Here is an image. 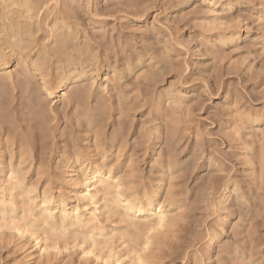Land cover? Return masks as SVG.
Listing matches in <instances>:
<instances>
[{
	"label": "rangeland",
	"instance_id": "rangeland-1",
	"mask_svg": "<svg viewBox=\"0 0 264 264\" xmlns=\"http://www.w3.org/2000/svg\"><path fill=\"white\" fill-rule=\"evenodd\" d=\"M53 3H59L61 7L59 5L58 7L61 9L62 15L57 14L56 10L53 11V8L49 10L51 16L50 12H46L45 9H42L43 11H40L38 16L33 13L29 15L24 7L25 11L21 8L23 11L21 15L19 14L20 19H15L18 17L17 15L10 19L11 21L8 19L13 22V32L9 28L6 29L10 26V22L7 20L6 23H3L6 27L3 31L5 33L2 32L3 26L0 28V55L3 56H0V63H4L5 60L8 62L6 68L5 66L0 68V187H3L2 190L6 188L7 191V187L11 184L8 172L11 170L16 172L17 169L18 171L20 169L23 173L20 174V171H17L16 176L24 179L25 183L27 182V188L31 187L30 190L34 194L31 193L30 196L35 200L33 202L34 209L46 195L53 200L52 207L60 208L63 205L67 206L68 211L82 208L81 211L86 214L96 212L95 215H98L97 218L100 221L97 226L101 231L98 230L99 232L95 233L102 232V236L95 235L93 242L91 241L93 236L85 235V237L83 235L85 239H82L84 230H77L79 231L77 233L81 234L80 236L75 234L76 230L73 229L72 231L71 229L68 231L61 229L62 231L58 230V232H51L48 229L47 232L45 231L46 226L38 224L34 225L35 227L38 225L37 229L29 228L20 219L14 220L12 223L0 222V264H136V261L139 264V258L143 261L146 260V263L151 261L148 264H264V134H262L264 132V0H57ZM67 8L69 11H66ZM186 13L189 15L188 18ZM25 24H28L27 29ZM28 27L34 32L32 31V33ZM16 28L20 30V33ZM20 28H22L24 36ZM28 30L31 34L27 32ZM15 36L18 38L16 37V39ZM64 37L68 39V41H64L67 43L64 44L65 47L60 43ZM19 38L22 42L19 41ZM9 39L13 43L8 41ZM24 39H27L26 42ZM16 41H19V44L15 43ZM11 44H16V46ZM58 45L64 49L55 48ZM27 49L32 51L31 55ZM205 49L206 51H204ZM62 51L66 52L62 54ZM54 53L59 54L54 55ZM26 54L29 58L26 57ZM41 55L46 57V60H43ZM157 56H159L158 59H156ZM58 57L65 61H60ZM51 60H54L55 63ZM56 60L59 61V64ZM76 61L77 64L86 62L83 70L78 66L83 80L79 86L75 84L66 92H61L58 86L64 82L69 75L71 66L76 64ZM35 62L41 63L42 70L44 69L43 78L36 73L32 65ZM62 62L64 63L62 64ZM166 63L170 65H165ZM166 66L169 68L167 69ZM22 68H24L23 71ZM30 69L31 73L35 71L31 77L36 76H34V80V77L30 78L31 80L29 82L27 80L26 83L25 80L29 77ZM181 69H184V72ZM118 73L120 74L118 75ZM119 78H122L121 81L118 80ZM79 87L86 89L87 94L85 102H83L84 100L80 101L82 105H78V102L72 100L74 91ZM45 91L53 93L54 98L48 99V93ZM192 102L194 103L192 104ZM85 114L92 118L89 122L87 121L89 116H85ZM87 125H91V127ZM171 127L172 129H169ZM31 130H33L32 133ZM171 135L173 136L171 137ZM169 136L174 137V140ZM143 139H148V141ZM19 142L23 144L19 145ZM141 142H147L146 144L150 148L146 145L147 149ZM260 142L263 144L261 145ZM72 145H75L76 149L74 147L71 149ZM40 146L44 149H41ZM140 146L143 147L140 148ZM168 146L170 149L177 147V150L174 148L176 151L171 150V154L174 153L173 158L175 157L174 159L177 161L171 160L175 166L173 163L170 164L165 157H157L161 149L169 148ZM23 147L24 149H22ZM118 147L119 150L122 147L120 151H123L120 152ZM21 149L26 150L25 153ZM45 150L47 151L45 152ZM104 150L105 152H103ZM144 150L149 153L147 156L144 155L146 154ZM21 151L23 155L20 153ZM24 155L27 158L23 157ZM101 155L103 159L104 156L106 157V162L100 158ZM76 156L78 158L81 156V158L78 159ZM22 157L25 165H23L24 162H21L22 160L18 161ZM63 157L66 158L63 160ZM156 157L162 160H158ZM155 160L159 164L155 163ZM163 161L165 162L163 163ZM106 163L117 176L119 174L122 190L124 185L125 189L129 188V190L133 187L132 191L124 189L123 195L132 194L131 192L134 191L142 192L144 188L155 191L156 204H163L167 214L163 228H157L156 225L148 223L146 220H134L133 223L130 220L129 223L132 224L130 225L127 218H125L127 222L124 221V217L122 218L123 211L121 210H117L113 212L115 214L111 215V212H108V207H105V203L103 204L104 200L99 196L101 194L98 195L99 197L97 196L95 204L87 201L81 202V194L85 190L83 169L90 172L92 167ZM163 164L168 165L163 166ZM131 172L138 177L135 178ZM122 176L123 179H121ZM134 178L139 179L138 183L142 182L141 188L139 187L141 184H138ZM8 183L9 185L6 186ZM155 186H157L156 189H152ZM135 187L139 191L135 190ZM80 195L81 199H79ZM24 197L21 199L19 196L20 200H17L20 203L23 201L22 206L25 201ZM16 199H18V195ZM18 207L20 208L21 205ZM97 207L99 213L96 211ZM93 209L95 211H92ZM36 211L39 212V208ZM39 218V214L34 217L38 222ZM151 226L156 231L152 230ZM145 228L151 231H148L150 233L148 236L146 235L148 238L151 236L149 249L144 243L146 241L144 233L147 234ZM115 230L119 232H115ZM64 231L68 232V234L64 233L66 237H64ZM69 234L75 236L70 239L72 242L69 237L66 240ZM143 234L144 236H141ZM61 236L64 237L63 240ZM140 236L143 238L142 240ZM37 239H39L38 242ZM39 242L40 246L37 245ZM66 242L67 244H65ZM90 246L92 247L90 248ZM40 247L47 253L41 251Z\"/></svg>",
	"mask_w": 264,
	"mask_h": 264
},
{
	"label": "bare ground",
	"instance_id": "bare-ground-1",
	"mask_svg": "<svg viewBox=\"0 0 264 264\" xmlns=\"http://www.w3.org/2000/svg\"><path fill=\"white\" fill-rule=\"evenodd\" d=\"M55 1H57V0H0V28H2L1 26H3V29H2V32L5 30V25L3 24L6 20H7V22H10L11 20L10 19H12L13 17H15L16 15L18 16V17H15V19H17V18H19V16L21 15V13H22V11L24 10L23 8L24 7H26V13L28 12L29 13V15H31L32 13L34 14V15H36V16H38L39 14V12L40 11H43L42 9H45L46 10V12H48L49 10H51V8H53L52 10L54 11V10H56V11H58L57 12V14H60V15H62V13H61V9L58 7V5H59V3H56V4H54L53 2H55ZM74 1V0H73ZM134 1V0H133ZM184 1V0H183ZM116 2V1H115ZM73 3V2H72ZM78 3V2H77ZM118 3V2H117ZM140 3V2H139ZM122 4V3H121ZM173 4V3H172ZM182 4V3H181ZM63 5H64V3H63ZM105 5V4H104ZM60 6V5H59ZM116 6V5H115ZM119 6V5H118ZM126 6V5H125ZM134 6V5H133ZM150 6V5H149ZM156 6V5H155ZM61 7V6H60ZM66 7V6H65ZM132 7V6H131ZM148 7V6H147ZM194 7H195V5H194ZM200 7V6H199ZM23 10H22V9ZM75 8V7H74ZM108 8V7H107ZM149 8V7H148ZM68 9V8H67ZM105 9H106V7H105ZM154 9H155V7H154ZM198 9V8H197ZM201 9V8H200ZM96 10V9H95ZM146 10V9H145ZM25 11V10H24ZM63 11V10H62ZM66 11H69V9L68 10H66ZM79 11V10H78ZM31 12V13H30ZM50 12V11H49ZM145 12V11H144ZM164 12V11H163ZM190 12V11H189ZM194 12V11H193ZM195 12H198V11H195ZM25 13V12H24ZM26 13H25V15H26ZM35 13H37V14H35ZM184 13V12H183ZM191 13V12H190ZM20 14V15H19ZM57 14H56V16H57ZM100 14V13H99ZM185 14V13H184ZM187 14V13H186ZM23 16H24V14H22ZM28 15V16H29ZM47 15V14H46ZM72 15V14H71ZM109 15V14H108ZM115 15V14H114ZM128 15V14H127ZM142 15V14H141ZM200 15V14H199ZM27 16V15H26ZM33 16V15H32ZM50 16H51V12H50ZM103 16V15H102ZM106 16V15H105ZM104 16V17H105ZM115 16H117V15H115ZM188 14H187V18H188ZM190 16H191V14H190ZM202 16V15H201ZM30 17V16H29ZM40 17V16H39ZM49 17V16H48ZM61 18H62V16H60ZM77 17V16H76ZM80 17V16H79ZM89 17V16H88ZM183 17V16H182ZM181 17V18H182ZM27 18V17H26ZM25 18V19H26ZM34 18V17H33ZM42 18V17H41ZM81 18V17H80ZM109 18V17H108ZM180 18V19H181ZM8 19L10 20V21H8ZM20 19V18H19ZM18 19V20H19ZM53 19V18H52ZM63 20H65L64 18H62ZM73 19V18H72ZM155 19V18H154ZM179 19V18H178ZM57 20V19H56ZM27 21V20H26ZM28 21H31V20H29L28 19ZM34 21H36V20H34ZM178 21V20H177ZM19 22V21H18ZM17 22V23H18ZM75 22V21H74ZM179 22V21H178ZM181 22V21H180ZM6 23V22H5ZM12 25H11V24ZM9 23V27H7L6 29H8L9 28V30L11 31V32H13L14 30H13V22H10ZM27 23V22H26ZM29 23V22H28ZM67 23V22H66ZM71 23V22H70ZM177 23V22H176ZM186 23H187V21H186ZM190 23H191V21H190ZM193 23V22H192ZM35 24H36V22H35ZM72 24V23H71ZM98 24V23H97ZM172 24V23H171ZM182 24H183V22H182ZM185 24V23H184ZM14 25H15V23H14ZM18 25H19V23H18ZM18 25H16V26H18ZM28 25V24H27ZM27 25L25 24L24 26H25V28L27 29ZM173 25H175L174 23H173ZM179 25V24H178ZM20 26V25H19ZM23 26V25H22ZM21 26V27H22ZM23 26V27H24ZM161 26V25H160ZM42 27V26H41ZM104 27V26H103ZM114 27V26H113ZM152 27V26H151ZM150 27V28H151ZM171 27V26H170ZM178 27V26H177ZM176 27V28H177ZM180 27V26H179ZM31 28H32V24H31ZM31 28H29L28 27V29H31ZM55 28V27H54ZM202 28V27H201ZM14 29H15V27H14ZM17 30H18V28H16ZM21 30H22V28H20ZM40 29V28H39ZM44 29V28H43ZM51 29V28H50ZM49 29V31H51ZM79 29V28H78ZM114 29V28H113ZM185 29V28H184ZM199 29V28H198ZM55 30V29H54ZM172 30H174L173 28H172ZM203 30V29H202ZM10 31H9V33H10ZM19 31V33H20V30H18ZM33 30L31 29V32H32ZM44 31V30H43ZM42 31V32H43ZM59 31V30H58ZM73 31H74V29H73ZM135 31V30H134ZM140 31V30H139ZM205 31V30H204ZM208 31V30H207ZM210 31V30H209ZM27 32H29V34H31V32L28 30ZM34 32V31H33ZM32 32V33H33ZM52 32V31H51ZM54 32V31H53ZM60 32V31H59ZM79 32V31H78ZM87 32V31H86ZM116 32V31H115ZM136 32V31H135ZM144 32V31H143ZM152 32V31H151ZM175 32H177V31H175ZM226 32V31H225ZM224 32V33H225ZM3 33H5V32H3ZM85 33V32H84ZM107 33V32H106ZM140 33V32H139ZM7 34V33H6ZM11 34V33H10ZM18 34V33H17ZM16 34V35H17ZM22 34H23V30H22ZM50 34V33H49ZM79 34V33H78ZM102 34V33H101ZM121 34V33H120ZM218 34V33H217ZM216 34V35H217ZM220 34V33H219ZM218 34V35H219ZM26 35H28L27 33H26ZM39 35V34H38ZM51 35V34H50ZM68 35H69V32H68ZM150 35V34H149ZM167 35V34H166ZM225 35V34H224ZM7 36V35H6ZM10 35H8V37H9ZM23 36H24V34H23ZM31 36V35H30ZM52 36V35H51ZM63 36H64V34H63ZM66 36V35H65ZM73 36V35H72ZM80 36V35H79ZM147 36V35H146ZM198 36V35H197ZM206 36V35H205ZM1 37V36H0ZM12 37V36H11ZM17 36H15V38H16ZM21 38H22V35L20 36ZM172 37V36H171ZM10 38V37H9ZM14 38V39H15ZM18 38V37H17ZM16 38V39H17ZM25 38V37H24ZM32 38H33V36H32ZM37 38V37H36ZM78 38V37H77ZM103 38V37H102ZM129 38V37H128ZM221 38V37H220ZM14 39H13V41H14ZM50 39V38H49ZM61 39V38H60ZM155 39V38H154ZM159 39V38H158ZM177 39V38H176ZM229 39V38H228ZM25 40V39H24ZM27 40V39H26ZM26 40H25V42H26ZM32 40V39H31ZM34 40V39H33ZM43 40V39H42ZM47 40V39H46ZM62 40L63 41H59V40H57V41H59L62 45L61 46H64V44L66 45L67 43H65L66 41L65 40H67L68 41V39H66L65 37H64V39L62 38ZM107 40V39H106ZM105 40V41H106ZM109 40V39H108ZM210 40V39H209ZM8 41H11L10 39L8 40ZM19 41H21L20 40V38H19ZM19 41L17 42H15V43H18L19 44ZM44 41V40H43ZM65 41V42H64ZM70 41V40H69ZM115 41V40H114ZM154 41V40H153ZM169 41V40H168ZM219 41V40H218ZM7 42V41H6ZM12 42V41H11ZM22 42V41H21ZM31 42H34V41H31ZM41 42V41H40ZM71 42V41H70ZM76 42V41H75ZM89 42V41H88ZM134 42V41H133ZM150 42V41H149ZM189 42V41H188ZM10 43V42H9ZM13 43V42H12ZM78 43V42H77ZM112 43V42H111ZM141 43V42H140ZM156 43H158V42H156ZM195 43H197V42H195ZM200 43V42H199ZM41 44V43H40ZM48 44V43H47ZM70 44V43H69ZM98 44V43H97ZM101 44H102V42H101ZM107 44V43H106ZM109 44V43H108ZM152 44V43H151ZM154 44V43H153ZM203 44V43H202ZM208 44V43H207ZM12 45V44H11ZM22 45V44H21ZM56 45V44H55ZM77 45V44H76ZM150 45V44H149ZM155 45V44H154ZM153 45V46H154ZM209 45V44H208ZM12 46H16V44L15 45H12ZM11 46V47H12ZM20 46V45H19ZM69 46V45H68ZM79 46V45H78ZM98 46V45H97ZM111 46V45H110ZM115 46V45H114ZM152 46V47H153ZM205 46V45H204ZM215 46V45H214ZM25 47H27L26 45H25ZM28 47H30V46H28ZM65 47V46H64ZM64 47L62 48V47H60L59 45L57 46V47H55V48H61V50L62 49H64ZM123 47V46H122ZM134 47V46H133ZM201 47V46H200ZM224 47V46H223ZM31 48V47H30ZM90 48V47H89ZM103 48V47H102ZM13 49H16V48H14L13 47ZM20 49V48H19ZM24 49V48H23ZM44 49V48H43ZM52 49V48H51ZM69 49V48H68ZM82 49H83V47H82ZM108 49V48H107ZM191 49V48H190ZM199 49V48H198ZM21 50V49H20ZM28 50V49H27ZM26 50V51H27ZM50 50V49H49ZM65 50H67L66 48H65ZM78 50V49H77ZM124 50H125V48H124ZM208 50V49H207ZM1 51V50H0ZM7 51V50H6ZM23 51V50H22ZM29 51V54L32 52L31 50H28ZM44 51H46V50H44ZM52 51H54L55 52V50H53L52 49ZM57 52H58V50H56ZM60 51V50H59ZM72 51V50H71ZM114 51V50H113ZM146 51H147V49H146ZM178 51H179V49H178ZM204 51H206V49L204 50ZM211 51H212V49H211ZM214 51V50H213ZM47 52V51H46ZM66 52V51H65ZM65 52H63L62 51V54H64ZM115 52V51H114ZM163 52V51H162ZM201 52V51H200ZM5 53V52H4ZM50 53V52H49ZM49 53H48V55H49ZM53 53V52H52ZM51 53V54H52ZM157 53V52H156ZM28 54V55H29ZM33 54V53H32ZM55 54H59V53H54V55ZM97 54V53H96ZM106 54H107V52H106ZM120 54V53H119ZM118 54V55H119ZM131 54H132V52H131ZM164 54V53H163ZM181 54V53H180ZM31 55V54H30ZM45 55H47L46 53H45ZM53 55V56H54ZM66 55V54H65ZM68 55V54H67ZM113 55V54H112ZM144 55V54H143ZM157 55V54H156ZM162 55V54H161ZM171 55H172V53H171ZM198 55V54H197ZM204 55V54H203ZM209 55V54H208ZM214 55V54H213ZM1 56V55H0ZM42 56V55H41ZM57 56H59V55H57ZM62 57H63V55H61ZM60 56V57H61ZM117 56V55H116ZM146 56V55H145ZM165 56V55H164ZM180 56V55H179ZM1 57H3V56H1ZM26 57H28L29 58V56H27V54H26ZM32 57V56H31ZM43 57V56H42ZM55 57V56H54ZM67 57V56H66ZM80 57V56H79ZM130 57V56H129ZM158 57L159 56H157V58L156 59H158ZM161 57H163V56H161ZM167 57V56H166ZM169 57V56H168ZM219 57V56H218ZM7 58V57H6ZM45 58V59H44ZM53 58V57H52ZM57 58V57H56ZM72 58H73V56H72ZM111 58V57H110ZM124 58V57H123ZM164 58V57H163ZM3 60H5V58H2ZM32 59V58H31ZM49 59V58H48ZM58 59L60 60V58L58 57ZM57 59V60H58ZM67 59V61H68V58H66ZM78 59V58H77ZM81 59V58H80ZM140 59V58H139ZM154 59H155V57H154ZM153 59V60H154ZM155 59V60H156ZM181 59V58H180ZM203 59V58H202ZM3 60H2V62H3ZM43 60H46V57H43ZM56 60V61H57ZM63 59H61L60 61H62ZM75 60V59H74ZM83 60V59H82ZM94 60V59H93ZM154 60V61H155ZM164 60V59H163ZM166 60V59H165ZM172 60V59H171ZM222 60V59H221ZM1 61V60H0ZM5 61H7V60H5ZM4 61V63H0V64H3V65H1L0 66V68L2 67V66H5V68L7 67V65H8V62H5ZM31 61H33V59L31 60ZM38 61V60H37ZM47 61H49V60H47ZM46 61V62H47ZM54 61V60H53ZM52 60H51V62H53ZM63 61H65V59L63 60ZM70 61V60H69ZM87 61V60H86ZM92 61V60H91ZM99 61V60H98ZM147 61V60H146ZM180 61V60H179ZM219 61V60H218ZM45 62V63H46ZM59 61H57V63H58ZM71 62V61H70ZM80 62V61H79ZM129 62H131L130 60H129ZM142 62V61H141ZM150 62V61H149ZM152 62V61H151ZM164 62V61H163ZM178 62V61H177ZM53 63H55V62H53ZM52 63V64H53ZM61 63V62H60ZM64 62H62V64H63ZM67 63V62H66ZM65 63V64H66ZM69 63V62H68ZM88 63V62H87ZM104 63V62H103ZM153 63V62H152ZM160 63V62H159ZM173 63V62H172ZM182 63H183V61H182ZM214 63V62H213ZM262 63V62H261ZM49 64H50V62H49ZM59 64V63H58ZM62 64H60V65H62ZM73 64V63H72ZM86 64V62L85 61H83V64L81 63H79V64H77V61H76V64H74V65H72L71 66V64H70V66H71V69H70V71L66 68V67H64V69L66 68L67 69V71H69V75L65 78V80H64V82L60 85V86H58V87H60L59 89L61 90V92L63 91V92H66L67 90H69V89H71L72 88V85L74 86L75 84H78V86H79V84H80V82L83 80V78H82V75H81V73H80V71L81 70H83V67H84V65ZM90 64V63H89ZM116 64V63H115ZM134 64V63H133ZM162 64V63H161ZM160 64V65H161ZM169 63H166L165 65H168ZM188 64V63H187ZM218 64V63H217ZM33 65V67L35 68V71H36V73H38V75L39 76H41V78H43L44 77V74H43V70H42V67H41V63H38V62H35L34 64H32ZM46 65V64H45ZM47 65H48V62H47ZM95 65V64H94ZM148 65H149V63H148ZM170 65V64H169ZM190 65V64H189ZM24 66V65H23ZM67 66H68V64H67ZM78 66H79V68H81V70L78 68ZM92 67H93V64L91 65ZM90 66V67H91ZM180 66V65H179ZM182 66V65H181ZM211 66V65H210ZM213 66V65H212ZM227 66V65H226ZM231 66V65H230ZM21 67V66H20ZM44 67V66H43ZM48 68H50L49 66H47ZM57 67H60V66H57ZM109 67H110V65H109ZM158 67V66H157ZM183 67V66H182ZM216 67V66H215ZM236 67V66H235ZM241 67V66H240ZM27 69H28V67H26ZM62 68V67H61ZM126 68V67H125ZM163 68V67H162ZM166 68H167V66H166ZM169 68V67H168ZM167 68V69H168ZM181 68V67H180ZM211 68V67H210ZM23 69L24 68H22V71H23ZM26 69V70H27ZM158 69V68H157ZM238 69V68H237ZM33 70V69H32ZM164 70H165V68H164ZM170 70V69H169ZM179 70V69H178ZM182 70V69H181ZM184 70V69H183ZM182 70V71H183ZM194 70V69H193ZM219 70V69H218ZM246 70V69H245ZM4 71V70H3ZM30 71V74L28 75L29 77L25 80V82L27 83V80H28V82L31 80L30 78H33L34 76H36V75H34L33 77H31L32 76V73H34L33 71H32V73H31V69L29 70ZM66 71V70H65ZM125 71V70H124ZM160 71H162L161 69H160ZM213 71H214V69H213ZM235 71H236V69H235ZM46 72V71H45ZM71 72H73V73H71ZM85 72V71H84ZM126 72V71H125ZM142 72V71H141ZM165 72H167V71H165ZM184 72V71H183ZM201 72V71H200ZM217 72V71H216ZM229 72V71H228ZM237 72H238V70H237ZM24 73V72H23ZM29 73V72H28ZM66 73V72H65ZM64 73V74H65ZM143 73V72H142ZM145 73V72H144ZM151 73V72H150ZM211 73V72H210ZM230 73V72H229ZM67 74V73H66ZM85 74H87L86 72H85ZM120 73H118V75H119ZM148 74V73H147ZM172 74V73H171ZM179 74V73H178ZM212 74V73H211ZM253 74V73H252ZM122 75V74H121ZM130 75V74H129ZM199 75V74H198ZM208 75V74H207ZM226 75V74H225ZM235 75V74H234ZM256 75V74H255ZM46 76V75H45ZM139 76V75H138ZM146 76V75H145ZM182 76V75H181ZM192 76V75H191ZM211 76V75H210ZM254 76V75H253ZM113 77H115V76H113ZM120 77H122V76H120ZM137 77V76H136ZM212 77V76H211ZM220 77V76H219ZM219 77H217V78H219ZM226 77V76H225ZM250 77V76H249ZM259 77V76H258ZM46 78V77H45ZM131 78V77H130ZM155 78V77H154ZM161 78H163L162 76H161ZM160 78V79H161ZM184 78V77H183ZM195 78V77H194ZM200 78V77H199ZM213 78V77H212ZM240 78V77H239ZM243 78V77H242ZM35 79V77L33 78V80ZM87 79V78H86ZM96 79V78H95ZM113 80H114V78H112ZM120 79H122V78H119L118 80L119 81H121ZM138 79V78H137ZM185 79H187V78H185ZM185 79H184V81H185ZM196 79V78H195ZM5 80H7V79H5ZM115 80H117V79H115ZM130 80V79H129ZM156 80V79H155ZM163 80V79H162ZM161 80V81H162ZM191 80H192V78H191ZM215 80H217V79H215ZM11 81V80H10ZM24 81V80H23ZM85 81V80H84ZM125 81V80H124ZM160 81V82H161ZM164 81V80H163ZM162 81V82H163ZM253 81H255V80H253ZM2 82V81H1ZM18 82V81H17ZM115 82V81H114ZM187 82V81H186ZM24 83V82H23ZM32 83V82H31ZM38 83V82H37ZM106 83V82H105ZM131 83V82H130ZM136 83V82H135ZM185 83V82H184ZM223 83V82H222ZM253 83V82H252ZM255 83V82H254ZM28 84H30V83H28ZM46 84V83H45ZM113 84V83H112ZM126 84V83H125ZM128 84V83H127ZM126 84V85H127ZM157 84H158V82H157ZM176 84V83H175ZM114 85V84H113ZM130 85V84H129ZM133 85V84H132ZM141 85V84H140ZM235 85V84H234ZM1 86V85H0ZM8 86V85H7ZM17 86V85H16ZM22 86V85H21ZM143 86V85H142ZM183 86V85H182ZM201 86V85H200ZM221 86V85H220ZM26 87V86H25ZM24 87V88H25ZM76 87V86H75ZM205 87V86H204ZM215 87V86H214ZM217 87V86H216ZM219 87V86H218ZM232 87V86H231ZM93 88V87H92ZM134 88V87H133ZM136 88V87H135ZM134 88V89H135ZM140 88V87H139ZM169 88V87H168ZM244 88V87H243ZM22 89H23V87H22ZM27 89V88H26ZM46 89H47V87H46ZM106 89V88H105ZM114 89V88H113ZM124 89H126V88H124ZM132 89V88H131ZM155 89V88H154ZM167 89V88H166ZM219 89V88H218ZM18 90V89H17ZM74 90H76V89H74ZM86 90V89H85ZM84 90V88H82V87H79L78 88V90H76V91H74V93H73V97H72V100L73 101H76V102H78V105L80 104V101H83L85 98H86V91ZM103 90V89H102ZM128 90V89H127ZM149 90V89H148ZM230 90V89H229ZM28 91V90H27ZM143 91V90H142ZM167 91V90H166ZM220 91V90H219ZM264 91V90H263ZM45 92H47V91H45ZM138 92H139V90H138ZM170 92V91H169ZM218 92V91H217ZM48 93V99H52V98H54V96H53V93H51L50 91L49 92H47ZM141 93V92H140ZM139 93V94H140ZM146 93V92H145ZM149 93V92H148ZM147 93V94H148ZM155 93V92H154ZM236 93V92H235ZM55 94V93H54ZM106 94V93H105ZM123 94V93H122ZM163 94V93H162ZM165 94H166V92H165ZM176 94V93H175ZM188 94V93H187ZM196 94V93H195ZM213 94V93H212ZM264 94V93H263ZM22 95V94H21ZM65 95V94H64ZM133 95V94H132ZM134 95H136L135 93H134ZM141 95V94H140ZM143 95V94H142ZM146 95V94H145ZM164 95V94H163ZM167 95V94H166ZM100 96V95H99ZM154 96V95H153ZM169 96V95H168ZM172 96V95H171ZM200 96V95H199ZM239 96V95H238ZM98 97V96H97ZM107 97V96H106ZM126 97V96H125ZM237 97V96H236ZM121 98V97H120ZM124 98V97H123ZM143 98V97H142ZM152 98V97H151ZM158 98V97H157ZM226 98V97H225ZM252 98V97H251ZM144 99V98H143ZM183 99V98H182ZM202 99V98H201ZM237 99V98H236ZM67 100V99H66ZM121 100H122V98H121ZM128 100V99H127ZM135 100V99H134ZM154 100V99H153ZM20 101V100H19ZM98 101V100H97ZM108 101V100H107ZM138 101V100H137ZM143 101V100H142ZM235 101V100H234ZM250 101V100H249ZM83 102H85V100L83 101ZM90 102V101H89ZM121 102V101H120ZM145 102V101H144ZM195 102V101H194ZM194 102H192V104L194 103ZM240 102V101H239ZM239 102H238V104H239ZM246 102V101H245ZM19 103V102H18ZM75 103V102H74ZM73 103V104H74ZM99 103V102H98ZM236 103V102H235ZM84 104V103H83ZM140 104V103H139ZM146 104V103H145ZM176 104H178V102H176ZM234 104V103H233ZM80 105H82V104H80ZM98 105H100V103L98 104ZM126 105V104H125ZM135 105H137V104H135ZM152 105H153V103H152ZM170 105H171V103H170ZM174 105V104H173ZM182 105V104H181ZM244 105V104H243ZM128 106V105H127ZM134 106V105H133ZM160 106V105H159ZM166 106V105H165ZM190 106H192V105H190ZM203 106V105H202ZM79 107V106H78ZM94 107V106H93ZM144 107V106H143ZM167 107V106H166ZM204 107V106H203ZM227 107V106H226ZM236 107V106H235ZM251 107V106H250ZM55 108V107H54ZM90 108V107H89ZM119 108V107H118ZM128 108V107H127ZM157 108V107H156ZM84 109V108H83ZM125 109V108H124ZM129 109V108H128ZM167 109V108H166ZM222 109V108H221ZM103 110V109H102ZM138 110V109H137ZM142 110V109H141ZM159 110V109H158ZM261 110V109H260ZM6 111V110H5ZM30 111V110H29ZM119 111V110H118ZM125 111V110H124ZM222 111V110H221ZM23 112V111H22ZM25 112V111H24ZM61 112V111H60ZM96 112V111H95ZM133 112V111H132ZM156 112V111H155ZM162 112V111H161ZM217 112V111H216ZM216 112H215V114H216ZM233 112V111H232ZM244 112V111H243ZM242 112V113H243ZM256 112V111H255ZM29 113V112H28ZM135 113V112H134ZM220 113V112H219ZM227 113V112H226ZM231 113V112H230ZM237 113V112H236ZM33 114V113H32ZM83 114V113H82ZM149 114V113H148ZM168 114H170V113H168ZM222 114V113H221ZM255 114V113H254ZM157 115V114H156ZM183 115V114H182ZM218 115V114H217ZM227 115V114H226ZM236 115V114H235ZM7 116V115H6ZM78 116V115H77ZM85 116H89V117H87V121L89 122L92 118L90 117V115H87V114H85ZM84 116V117H85ZM108 116V115H107ZM168 116H170V115H168ZM210 116H211V114H210ZM214 116V115H213ZM212 116V117H213ZM229 116H230V114H229ZM257 116V115H256ZM103 117V116H102ZM150 117H151V115H150ZM228 117V116H227ZM242 117V116H241ZM2 118V117H1ZM100 118V117H99ZM112 118V117H111ZM166 118V117H165ZM208 118V117H207ZM238 118V117H237ZM256 118H258V117H256ZM10 119V118H9ZM80 119V118H79ZM213 119V118H212ZM221 119V118H220ZM239 119V118H238ZM253 119V118H252ZM259 119V118H258ZM76 120H78V119H76ZM86 120V119H85ZM103 120V119H102ZM169 120V119H168ZM211 120V119H210ZM215 120H217V119H215ZM8 122L7 123H9V120H7ZM55 121V120H54ZM151 121V120H150ZM171 121V120H170ZM173 121V120H172ZM221 121V120H220ZM243 121V120H242ZM42 122V121H41ZM155 122V121H154ZM181 122V121H180ZM189 122V121H188ZM195 122V121H194ZM244 122V121H243ZM251 122V121H250ZM264 122V121H263ZM84 124H85V122H83ZM164 123V122H163ZM176 123V122H175ZM216 123V122H215ZM80 124V123H79ZM90 124V123H89ZM154 124V123H153ZM185 124V123H184ZM188 124V123H187ZM186 124V125H187ZM202 124V123H201ZM245 124V123H244ZM47 125V124H46ZM93 125V124H92ZM118 125V124H117ZM190 125V124H189ZM194 125V124H193ZM256 125V124H255ZM4 126V125H3ZM79 126V125H78ZM84 126V125H83ZM83 126H81V127H83ZM87 126H90L91 127V125H87ZM85 127H86V125H85ZM84 127V128H85ZM120 127V126H119ZM202 127V126H201ZM240 127V126H239ZM243 127V126H242ZM33 128V127H32ZM71 128V127H70ZM176 128H178V127H176ZM264 128V127H263ZM28 129L30 130V128L28 127ZM64 129V128H63ZM90 129V128H89ZM130 129V128H129ZM169 129H172V127L171 128H169ZM194 129V128H193ZM197 129V128H196ZM200 129V128H199ZM223 129V128H222ZM253 129V128H252ZM82 130H83V128H82ZM113 130V129H112ZM127 130V129H126ZM246 130V129H245ZM11 131V130H10ZM32 131L33 130H31V133H32ZM63 131V130H62ZM87 131V130H86ZM116 131V130H115ZM172 131V130H171ZM201 132H202V130H200ZM224 131V130H223ZM225 131H227V130H225ZM230 131V130H229ZM250 131V130H249ZM263 131V130H262ZM9 132V131H8ZM40 132V131H39ZM126 132V131H125ZM185 132V131H184ZM205 132V131H204ZM217 132H218V130H217ZM237 132V131H236ZM131 133V132H130ZM198 133V132H197ZM223 133V132H222ZM34 134V133H33ZM97 134V133H96ZM116 134V133H115ZM173 134H175V133H173ZM185 134V133H184ZM187 134V133H186ZM199 134V133H198ZM225 134H226V132H225ZM224 134V135H225ZM262 134H264V132L262 133ZM10 135V134H9ZM117 135V134H116ZM127 135H128V133H127ZM209 135V134H208ZM213 135H214V133H213ZM228 135V134H227ZM3 136V135H2ZM43 136V135H42ZM105 136V135H104ZM142 136V135H141ZM173 135H171V137H172ZM175 136V135H174ZM202 136V135H201ZM222 136V135H221ZM264 136V135H263ZM62 137V136H61ZM101 137V136H100ZM100 137H98V138H100ZM148 137V136H147ZM163 137V136H162ZM170 136H169V138H171ZM187 137V136H186ZM234 137V136H233ZM232 137V138H233ZM254 137V136H253ZM13 138V137H12ZM30 138V137H29ZM106 138V137H105ZM104 138V139H105ZM205 138V137H204ZM101 139V138H100ZM107 140H108V138H106ZM105 139V141H107ZM134 139V138H133ZM171 139H173L174 140V137L173 138H171ZM199 139H200V137H199ZM211 139V138H210ZM245 139V138H244ZM243 139V140H244ZM250 139V138H249ZM3 140V139H2ZM10 140H11V138H10ZM21 140V139H20ZM23 140H25V139H23ZM77 140V139H76ZM109 140H112V139H109ZM123 140V139H122ZM126 140H128V139H126ZM143 140H146V139H143ZM143 140H140V141H143ZM173 140H171V141H173ZM197 140V139H196ZM232 140V139H231ZM239 140V139H238ZM248 140V139H247ZM250 140H252V139H250ZM68 141V140H67ZM85 141V140H84ZM97 141H98V139H97ZM100 141V140H99ZM101 141H102V139H101ZM146 141H148V139L146 140ZM166 141V140H165ZM170 141V140H169ZM212 141H213V139H212ZM7 142V141H6ZM21 142H23L22 140H21ZM108 142V141H107ZM110 142V141H109ZM134 142V141H133ZM151 142V141H150ZM177 142H179V141H177ZM187 142V141H186ZM229 142H231V141H229ZM246 142V141H245ZM263 142H264V140H263ZM20 143V142H19ZM41 143V142H40ZM65 143V142H64ZM88 143V142H87ZM90 143V142H89ZM102 143V142H101ZM113 143V142H112ZM139 143V142H138ZM137 143V144H138ZM147 142H144V143H142L141 142V144H145V146L147 145L146 144ZM155 143V142H154ZM170 143V142H169ZM23 144V143H22ZM21 143L19 144V145H22ZM28 144V143H27ZM27 144H25V145H27ZM81 144V143H80ZM95 144V143H94ZM98 144V143H97ZM107 144V143H106ZM122 144H123V142H122ZM140 144V143H139ZM149 145H150V143H148ZM187 144V143H186ZM197 144V143H196ZM234 144V143H233ZM260 144H261V142H260ZM263 144V143H262ZM261 144V145H262ZM10 145V144H9ZM43 145V144H42ZM67 145V144H66ZM86 145V144H85ZM109 145V144H108ZM107 145V146H108ZM111 145V144H110ZM119 145V144H118ZM126 145V144H125ZM124 145V146H125ZM162 145V144H161ZM164 145V144H163ZM166 145V144H165ZM170 145H172V144H170ZM201 145V144H200ZM223 145V144H222ZM235 146H236V144H234ZM255 145H256V142H255ZM34 146V145H33ZM70 146V145H69ZM122 146V145H121ZM134 146H137V145H134ZM148 146V145H147ZM147 146H146V148H147ZM173 146H174V144H173ZM177 146V145H176ZM21 147V146H20ZM19 147V148H20ZM68 147V146H67ZM72 147H74L75 148V145H72L71 146V149H72ZM84 147V146H83ZM93 147V146H92ZM104 147V146H103ZM111 147H112V145H111ZM141 147H143V146H140V148ZM169 147V146H168ZM210 147V146H209ZM212 147V146H211ZM216 147V146H215ZM223 147V146H222ZM230 147V146H229ZM237 147H238V145H237ZM260 147V146H259ZM28 148V147H27ZM30 148H32L31 146H30ZM30 148L28 149V152H29V150H30ZM40 148H41V146H40ZM46 148V147H45ZM65 148V147H64ZM69 148V147H68ZM67 148V149H68ZM108 148V147H107ZM121 149H122V147H120ZM125 148V147H124ZM132 148H134V147H132ZM131 148V149H132ZM136 148V147H135ZM145 147H144V149H146ZM148 148H150L149 146H148ZM147 148V149H148ZM164 148V147H163ZM161 149V151L159 152V155L157 154V157H159L160 158V156H161V158L162 157H165L166 158V160L168 161V162H170V164H172L173 162V160L174 161H176L174 158H173V155H174V153L173 154H171V150L173 149L174 150V148L175 147H171L172 149H170V147L169 148H165V149ZM177 148V147H176ZM175 148V149H176ZM200 148V147H199ZM252 148V147H251ZM255 148V147H254ZM262 148V147H261ZM264 148V147H263ZM262 148V149H263ZM22 149H24V147L22 148ZM21 149V150H22ZM33 149V148H32ZM41 149H44V147L43 148H41ZM41 149H40V151H41ZM76 149V148H75ZM75 149H73V150H75ZM90 149V148H89ZM120 149V150H121ZM126 149V148H125ZM220 149V148H219ZM222 149V148H221ZM247 149V148H246ZM66 150V149H65ZM73 150H71V151H73ZM83 150V149H82ZM118 150H119V147H118ZM119 150V151H120ZM139 150H141V149H139ZM177 150V149H176ZM176 150H174V151H176ZM214 150V149H213ZM212 150V151H213ZM252 150V149H251ZM23 151V150H22ZM22 151L20 152L21 154H22ZM24 151H26V150H24ZM23 151V152H24ZM47 150H45V152H46ZM71 151H69V152H71ZM77 151H78V149H77ZM101 151V150H100ZM123 151V150H122ZM122 151H120V152H122ZM125 151V150H124ZM133 151H134V149H133ZM136 151V150H135ZM148 151V150H147ZM240 151V150H239ZM243 151V150H242ZM3 152V151H2ZM18 152V151H17ZM43 152V151H42ZM63 152H64V150H63ZM66 152V151H65ZM103 152H105V150L103 151ZM125 152H127V151H125ZM132 152V151H131ZM141 152V151H140ZM144 152H145V150H144ZM178 152V151H177ZM181 152V151H180ZM196 152V151H195ZM214 152V151H213ZM218 152V151H217ZM25 153V152H24ZM32 153V152H31ZM84 153V152H83ZM142 153H143V151H142ZM146 154H144V155H148L149 153L148 152H145ZM148 153V154H147ZM183 153V152H182ZM193 153V152H192ZM205 153V152H204ZM211 153V152H210ZM219 153H220V151H219ZM225 153V152H224ZM247 153V152H246ZM249 153V152H248ZM29 154V153H28ZM28 154H27V156H28ZM34 154V153H33ZM54 154V153H53ZM137 154V153H136ZM161 154V155H160ZM227 154V153H226ZM235 154V153H234ZM23 155V154H22ZM30 155V154H29ZM44 155V154H43ZM74 156L76 155V152H75V154H73ZM91 155V154H90ZM104 155H105V153H104ZM122 155V154H121ZM139 155H140V153H139ZM143 155V156H144ZM194 155V154H193ZM204 155V154H203ZM225 155V154H224ZM27 156L26 155H24L23 157H26L27 158ZM33 156V155H32ZM72 156V155H71ZM71 156H70V158H71ZM78 156V155H77ZM76 156V157H77ZM176 156V155H175ZM228 156V155H227ZM257 156V155H256ZM21 158L20 160L18 159V161H21L22 159H24V158ZM37 157V156H36ZM51 157V156H50ZM100 157V156H99ZM156 157V158H157ZM225 157V156H224ZM245 157H247V156H245ZM263 157V156H262ZM1 158V157H0ZM20 158V157H19ZM40 158V157H39ZM64 158H66V157H63V160H64ZM68 158V157H67ZM78 158V157H77ZM79 158H81V156L79 157ZM78 158V159H79ZM83 158V157H82ZM93 158V157H92ZM100 158H102V155H101V157ZM108 158V157H107ZM155 158V157H154ZM176 158H177V156H176ZM205 158V157H204ZM215 158V157H214ZM228 158V157H227ZM238 158H240V157H238ZM249 158V157H248ZM38 159V158H37ZM98 159V158H97ZM103 159V158H102ZM158 159V158H157ZM236 159V158H235ZM251 159V158H250ZM13 160V158L11 159V161ZM32 160V159H31ZM40 160V159H39ZM69 160V159H68ZM76 160V159H75ZM98 160H100V159H98ZM105 162H106V157L104 156V159H103ZM158 160H162V159H158ZM172 160V161H171ZM201 160V159H200ZM243 160V159H242ZM249 160V159H248ZM264 160V159H263ZM10 161V162H11ZM33 161V160H32ZM65 161H66V159H65ZM64 161V162H65ZM71 161V160H70ZM80 161V160H79ZM101 161V160H100ZM138 161V160H137ZM239 161V160H238ZM247 161V160H246ZM14 162V161H13ZM21 162H24L23 160L21 161ZM45 162V161H44ZM104 162V163H105ZM120 162V161H119ZM165 161H163V163H164ZM177 162V161H176ZM243 162H244V160H243ZM248 162V161H247ZM35 163V162H34ZM62 163V162H61ZM87 163V162H86ZM97 163L99 164V162L97 161ZM96 162H95V164H97ZM101 163H103V162H101ZM137 163V162H136ZM135 163V164H136ZM145 163V162H144ZM155 163H158V162H156V160H155ZM155 163H154V165H155ZM167 163V162H166ZM186 163V162H185ZM215 163H217V162H215ZM259 163V162H258ZM26 163L24 162V164L23 165H25ZM66 164V163H65ZM119 164V163H118ZM159 164V163H158ZM158 164H156V165H158ZM162 164V163H161ZM160 164V165H161ZM169 164V163H168ZM168 164H165V165H168ZM8 165V164H7ZM9 165H11V164H9ZM114 165V164H113ZM164 164H163V166H165ZM178 165V164H177ZM200 165V164H199ZM233 165H234V163H233ZM242 165H244V164H242ZM19 166V165H18ZM20 166H21V164H20ZM19 166V167H20ZM30 166H31V164H30ZM61 166V165H60ZM86 166V165H85ZM91 166V165H90ZM109 166V164H101V165H97V166H94V167H92L91 169H90V172L87 170V169H83V177H84V184H85V190L83 191V193L81 194L82 195V197H81V195L79 196V199H81L80 201L83 203H85L86 201L87 202H90V203H92V204H95V202H96V199H97V196L99 195V194H101V195H99V196H101V198H102V200H104V202H103V204L105 205V207H108V212H111V215H112V213L113 212H116L117 210H121V211H123V213H122V218L124 217V221L125 222H127L128 221V223H129V221L130 220H132L131 222L133 223L134 222V220H146V221H148V223L150 222L151 224H154V225H156L155 227H157V228H163L164 227V225H165V223H166V220H167V214H166V212H165V210H164V207L162 206V205H160V204H156V200L157 199H155L156 198V194H154V190H149L148 188H144L143 189V191L142 192H131L132 194H129V195H123L124 193H125V191L124 192H122L124 189H125V185H124V189L122 190V184H121V180L119 181V178H118V176H119V174H118V176H117V174L115 173V171H113V169H110V167H108ZM136 166V165H135ZM152 166V165H151ZM159 166V165H158ZM173 166H175L174 165V163H173ZM260 166V165H259ZM7 167V166H6ZM6 167H5V169H6ZM12 167H13V165H12ZM11 167V168H12ZM89 167V166H88ZM113 167V166H112ZM133 167V166H132ZM132 167H130V168H132ZM159 167H162V166H159ZM258 167V166H257ZM256 167V168H257ZM11 168H10V170H11ZM58 168V167H57ZM84 168V167H83ZM90 168V167H89ZM129 168V167H128ZM153 168V167H152ZM177 168V167H176ZM22 169V168H21ZM59 169V168H58ZM65 169V168H64ZM78 169V168H77ZM134 169V167L132 168V170ZM141 169V168H140ZM155 169V168H154ZM225 169V168H224ZM233 169V168H232ZM260 169V168H259ZM22 170H24V169H22ZM62 170V169H61ZM60 170V171H61ZM131 170V169H130ZM152 170V169H151ZM253 170V169H252ZM261 170V169H260ZM18 171V169L16 170V172ZM19 171H20V169H19ZM18 171V172H19ZM37 171H39V170H37ZM45 171V170H44ZM58 171V170H57ZM63 171V170H62ZM136 171V170H135ZM141 171V170H140ZM139 171V172H140ZM153 171V170H152ZM156 171V170H155ZM167 171H168V169H167ZM172 171V170H171ZM226 171V170H225ZM230 171V170H229ZM250 171V170H249ZM264 171V170H263ZM3 172V171H2ZM16 172L14 171V170H11V171H9L8 172V177H9V181L11 182V184L9 185V183L8 184H6V186L7 185H9V187H7L8 189H7V191L5 190V192H2V191H4V190H2V188L3 187H0V222L2 223V222H9V223H12L14 220H18V219H20L21 221H23L24 222V224H25V226L26 227H31V228H36L37 229V227H38V225H41V226H46L47 227V229H45V231H47L48 232V229L49 230H51V232L52 231H57L58 232V230H63V229H65L66 231H68V230H70L71 229V231H72V229L73 230H76V232H75V234L77 233V232H79V231H77V230H84L85 232L83 233L82 232V236H81V234H78V235H80L81 237H83L82 239L84 240L85 239V237L86 236H93V238H92V240L91 241H93V239H94V236L95 235H99V236H102V232L101 233H95L96 231H98V230H100L98 227L99 226H97V224H99V219L97 218V216L95 215V213L96 212H93V213H89V214H86V213H83L81 210H82V208L81 209H79V208H76V209H74V210H71V211H68L67 209H66V207H64L63 205L60 207V208H56V207H52L53 206V200L50 198V197H48V196H46V195H44L43 197H42V199H41V202L38 204V205H36V207H35V209L33 208V202L35 201L34 200V198L33 197H31L30 195H31V193H33V192H31V187H29V188H27V185H26V183H25V181H24V179H20L19 177H17L16 176ZM56 172V171H55ZM64 172V171H63ZM82 172V171H81ZM137 172V171H136ZM157 172H158V170H157ZM232 172V171H231ZM230 172V173H231ZM21 173H23V171H20V174ZM29 173V172H28ZM132 174H133V172H131ZM160 173V172H159ZM250 173V172H249ZM263 173V172H262ZM6 174V173H5ZM76 174V173H75ZM127 174V173H126ZM132 174H130V175H132ZM154 174V173H153ZM157 174V173H156ZM161 174V173H160ZM164 174V173H163ZM237 174V173H236ZM246 174V173H245ZM258 174V173H257ZM29 175V174H28ZM78 175V174H77ZM123 175H125V174H123ZM129 175V174H128ZM134 176H135V178H137L138 176H136L135 175V173L133 174ZM138 175V174H137ZM144 175V174H143ZM143 175H139V176H143ZM162 175V174H161ZM226 175V174H225ZM247 175V174H246ZM25 176V175H24ZM150 176H153V175H150ZM223 176H224V174H223ZM258 176V175H257ZM22 177H23V175H22ZM26 177V176H25ZM28 177V176H27ZM39 177H41L40 175H39ZM132 177V176H131ZM130 177V178H131ZM154 177H155V179L157 178L155 175H154ZM178 177V176H177ZM75 178H78V177H75ZM80 178V177H79ZM121 178V177H120ZM129 178V177H128ZM134 178V179H135ZM142 178V177H141ZM144 178V177H143ZM159 178V177H158ZM172 178V177H171ZM7 179V178H6ZM40 179V178H39ZM121 179H123V176H122V178ZM147 179H149V178H147ZM155 179H154V182H155ZM219 179V178H218ZM75 180V179H74ZM81 180V179H80ZM80 180H78V181H80ZM136 180V179H135ZM138 181H139V179H137ZM136 180V181H137ZM141 180H144V179H141ZM146 180V179H145ZM144 180V181H145ZM150 180H151V178H150ZM157 180V179H156ZM225 180V179H224ZM37 181V180H36ZM40 181V180H39ZM76 181V180H75ZM124 181H126L125 179H124ZM123 181V182H124ZM138 181H137V183H138ZM152 181H153V179H152ZM151 181V182H152ZM264 181V180H263ZM34 182V181H33ZM33 182H31L32 184H33ZM128 182V181H127ZM135 182V181H134ZM240 182H242V181H240ZM2 183V182H1ZM72 183V182H71ZM79 183V182H78ZM77 183V184H78ZM81 183V182H80ZM142 183V182H141ZM141 183H138V184H141ZM148 183V182H147ZM73 184V183H72ZM76 184V183H75ZM76 184V185H77ZM123 184H125V182L123 183ZM136 184V183H135ZM137 184V187L139 186ZM2 185V184H1ZM4 185V184H3ZM38 185V184H37ZM83 185V184H82ZM130 185V184H129ZM146 185V184H145ZM214 185V184H213ZM5 186V185H4ZM150 186H151V184H150ZM234 186H235V184H234ZM256 186V185H255ZM127 187V186H126ZM140 188L142 187V184L139 186ZM138 187V188H139ZM145 187V186H144ZM147 187V186H146ZM156 187L157 186H155V188L153 187H151L152 189H156ZM257 187V186H256ZM150 188V189H151ZM227 189V188H226ZM37 190V189H36ZM46 190V189H45ZM126 191H128L129 190V188L128 189H125ZM132 190H134L133 189V187L131 188V190H129V191H132ZM135 190H138L139 191V189H137L136 187H135ZM142 190V189H141ZM233 190V189H232ZM248 192V191H247ZM48 193V192H47ZM81 193V192H80ZM123 193V194H122ZM130 193V192H129ZM34 194V193H33ZM46 194V193H45ZM62 194V193H61ZM126 194H128V193H126ZM17 195H18V199H16L17 198ZM26 195V196H25ZM38 195V194H37ZM43 195V194H42ZM158 195V194H157ZM19 196L21 197V199H23V197H24V199H25V201H24V205L22 206V202L20 203V202H18L17 200H20L19 199ZM23 196V197H22ZM36 196V195H35ZM98 196V197H99ZM81 197V198H80ZM108 197H110L109 199H107ZM222 197V196H221ZM263 198V197H262ZM37 199L39 200V198H38V196H37ZM225 199V198H224ZM262 200V199H261ZM238 201V200H237ZM243 201V200H242ZM261 202V201H260ZM20 203V204H19ZM63 204H64V201L62 202ZM79 203V202H78ZM89 203V204H90ZM97 203V202H96ZM249 203V202H248ZM252 203V202H251ZM32 204V205H31ZM91 204V205H92ZM100 204V203H99ZM194 204V203H193ZM18 205H21V207L19 208L18 207ZM102 205V204H101ZM167 205V204H166ZM59 206V205H58ZM57 206V207H58ZM85 206V205H84ZM90 206V205H89ZM181 206V205H180ZM194 206V205H193ZM203 206V205H202ZM253 206V205H252ZM78 207V206H77ZM105 207H103L104 209H105ZM39 208V212H37L36 211V209H38ZM186 208V207H185ZM188 208V207H187ZM256 209V208H255ZM56 210L58 211L57 213H56ZM98 210V207H97V209H96V211ZM86 211V210H85ZM92 211H95L94 209L92 210ZM105 211V210H104ZM120 211V212H121ZM167 211V210H166ZM197 211H199V210H197ZM37 212V213H36ZM89 212V211H88ZM98 212V211H97ZM219 212V211H218ZM36 213V214H35ZM99 213V212H98ZM105 213H106V211H105ZM104 213V214H105ZM229 213V212H228ZM256 213V212H255ZM261 213V212H260ZM40 215V221L38 222L37 221V219L35 220L34 219V217L35 216H37V215ZM97 214V213H96ZM113 214H115V213H113ZM121 214V213H120ZM208 214V213H207ZM210 214V213H209ZM262 214V213H261ZM108 215V214H107ZM169 215V214H168ZM228 215V214H227ZM109 216V215H108ZM169 216H171V215H169ZM112 217V216H111ZM110 217V218H111ZM114 218H116V217H114ZM125 218H127V221H126V219ZM169 218V217H168ZM208 218V217H207ZM241 218V217H240ZM204 219V218H203ZM248 219V218H247ZM255 219V218H254ZM98 220V221H97ZM120 220H123V219H120ZM105 221V220H104ZM107 221V220H106ZM116 221V220H115ZM118 221V220H117ZM253 222H254V220H252ZM16 222H18V221H16ZM119 222V221H118ZM131 222L129 223L130 225H132L131 224ZM137 222V221H136ZM168 222V221H167ZM246 222V221H245ZM233 223V222H232ZM247 223V222H246ZM250 223V222H249ZM16 224V223H15ZM35 224H38L36 227L34 226ZM101 224V223H100ZM115 224H116V222H115ZM128 224V225H129ZM234 224V223H233ZM237 224V223H236ZM241 224V223H240ZM257 224V223H256ZM122 225V224H121ZM133 225H135V224H133ZM137 225H140V224H137ZM170 225V224H169ZM255 225V224H254ZM3 226V225H2ZM142 226V225H141ZM172 226V225H171ZM5 227V226H4ZM3 227V228H4ZM143 227V226H142ZM145 227V226H144ZM213 227V226H212ZM39 228V227H38ZM132 229H133V227H131ZM153 228H154V226H153ZM254 228V227H253ZM35 229V230H36ZM103 229V228H102ZM106 229V228H105ZM118 229V228H117ZM142 230H143V228H141ZM151 229H152V226H151ZM238 229H239V226H238ZM242 229V228H241ZM245 229V228H244ZM251 229V228H250ZM42 230V229H41ZM61 230V231H62ZM121 230V229H120ZM134 230V229H133ZM141 230V231H142ZM145 230L147 231V234L146 233H144V231H142V233H144L145 234V239L144 240H146V241H144V243H146L145 245L148 247V245H149V241H151L150 240V238H151V236H149V238L147 237L148 236V234H150L149 232H151V231H149L147 228H145ZM152 230H155L156 231V229L154 228V229H152ZM255 230V229H254ZM256 230H257V228H256ZM20 231V230H19ZM43 231V230H42ZM70 231V232H71ZM101 231V230H100ZM136 231V230H135ZM149 231V232H148ZM235 231V230H234ZM16 232V231H15ZM44 232V231H43ZM69 232V233H70ZM99 232V231H98ZM111 232V231H110ZM115 232H119V231H116L115 230ZM122 232V231H121ZM138 232V231H137ZM196 232V234H198L197 233V231H195ZM257 232V231H256ZM42 233V232H41ZM65 233V231L63 232V234ZM81 233V232H80ZM86 233V234H85ZM104 233H106V232H104ZM139 233V232H138ZM249 233V232H248ZM251 233V232H250ZM65 234H68V232H66ZM64 234V235H65ZM71 234V233H70ZM69 234V235H70ZM72 234H74L73 232H72ZM74 234V235H75ZM121 235H122V233H120ZM124 234V233H123ZM144 234L143 235H141V236H144ZM172 234V233H171ZM203 234V233H202ZM226 234V233H225ZM246 234V233H245ZM55 235H57V234H55ZM67 236V239L66 240H68V237H69V240L71 239V238H74L75 236L73 235H70V236ZM78 235H76V237H79ZM85 237H84V236ZM106 235V234H105ZM109 235V234H108ZM120 235V236H121ZM147 235V236H146ZM201 235V234H200ZM255 235V234H254ZM59 236V235H58ZM63 236V235H62ZM61 236V239L63 238L64 239V237H66V235L64 236V237H62ZM122 236H124V235H122ZM121 236V237H122ZM136 236V235H135ZM140 236V237H141ZM197 236V235H196ZM238 236V235H237ZM249 236V235H248ZM247 236V237H248ZM35 237V236H34ZM147 237V238H146ZM80 238V237H79ZM89 238V237H88ZM104 238H106V237H104ZM130 238V237H129ZM132 238V237H131ZM226 238V237H225ZM62 239V240H63ZM102 239V238H101ZM139 239V238H138ZM143 238L141 237V240H142ZM198 239V238H197ZM203 239V238H202ZM38 240L39 239H37V242H38ZM49 240V239H48ZM61 240V241H62ZM89 240V239H88ZM140 240V239H139ZM172 240V239H171ZM175 240V239H174ZM189 240V239H188ZM193 240V239H192ZM195 240V239H194ZM237 240V239H236ZM56 241V240H55ZM71 241V240H70ZM77 241V240H76ZM90 241V240H89ZM88 241V242H89ZM95 241H97V240H95ZM107 241V240H106ZM108 241H109V239H108ZM131 241H132V239H131ZM258 241V240H257ZM256 241V242H257ZM47 242V241H46ZM72 242V241H71ZM73 242H75V241H73ZM94 242V241H93ZM98 242V241H97ZM134 242V241H133ZM219 242V241H218ZM228 242V241H227ZM240 242V241H239ZM247 242V241H246ZM255 242V243H256ZM76 243V242H75ZM109 243V242H108ZM118 243V242H117ZM128 243V242H127ZM144 243H142V244H144ZM151 243V242H150ZM190 243V242H189ZM207 243V242H206ZM243 243V242H242ZM250 243V242H249ZM40 242L39 243H37V245L38 246H40ZM64 244V243H63ZM65 244H67V242L65 243ZM68 244H70V243H68ZM84 244V243H83ZM92 244V243H91ZM90 244V245H91ZM105 244V243H104ZM131 244V243H130ZM135 244V243H134ZM208 244H210V243H208ZM207 244V245H208ZM245 244V243H244ZM58 245V244H57ZM96 245H98V244H96ZM145 245H143V247L145 246ZM152 245V244H151ZM168 245V244H167ZM181 245V244H180ZM205 245V244H204ZM226 245V244H225ZM246 245V244H245ZM257 245V244H256ZM70 246V245H69ZM76 246H77V244H76ZM79 246V245H78ZM108 246V245H107ZM142 246V245H141ZM145 246V247H146ZM150 246V245H149ZM171 246V245H170ZM187 246V245H186ZM247 246V245H246ZM71 247V246H70ZM92 246H90V248H91ZM105 247V246H104ZM142 247V248H143ZM185 247V246H184ZM189 247V246H188ZM252 247H253V245H252ZM39 248V247H38ZM66 248V247H65ZM89 248V249H90ZM227 248V247H226ZM67 249V248H66ZM143 249H145V248H143ZM148 249H149V247H148ZM191 249V248H190ZM222 249H224V248H222ZM40 250L41 251H43V252H46V250L45 249H43L42 247H40ZM45 250V251H44ZM80 250V249H79ZM122 250V249H121ZM120 250V251H121ZM207 250V249H206ZM212 250V249H211ZM231 250V249H230ZM235 250V249H234ZM143 251V250H142ZM62 252V251H61ZM92 252V251H91ZM114 252V251H113ZM117 252V251H116ZM122 252V251H121ZM162 252V251H161ZM221 252V251H220ZM224 252H225V249H224ZM236 252V251H235ZM243 252V251H242ZM251 252V251H250ZM47 253V252H46ZM82 253V252H81ZM177 253V252H176ZM222 253H223V251H222ZM226 253V252H225ZM254 253V252H253ZM42 254V253H41ZM178 254V253H177ZM250 254V253H249ZM202 255V254H201ZM222 255V254H221ZM131 256V255H130ZM190 256V255H189ZM218 256V255H217ZM193 257V256H192ZM195 257H197V256H195ZM243 257V256H242ZM259 257V256H258ZM89 258V257H88ZM189 258V257H188ZM259 258H261V257H259ZM264 258V257H263ZM127 259V258H126ZM144 259V258H143ZM170 259V258H169ZM195 260V259H194ZM224 260V259H223ZM247 260V259H246ZM135 261H136V259H135ZM227 261V260H226ZM102 262V261H101ZM138 262H139V264H148L149 262H151V261H149L148 263H146V260L145 261H143L141 258H139L138 259ZM132 263V262H131ZM260 263V262H259ZM136 264H138L137 263V261H136ZM161 264V263H160ZM258 264V263H257Z\"/></svg>",
	"mask_w": 264,
	"mask_h": 264
}]
</instances>
